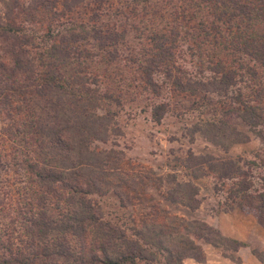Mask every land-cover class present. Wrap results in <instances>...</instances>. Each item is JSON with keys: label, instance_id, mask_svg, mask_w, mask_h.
I'll return each mask as SVG.
<instances>
[{"label": "trees", "instance_id": "trees-1", "mask_svg": "<svg viewBox=\"0 0 264 264\" xmlns=\"http://www.w3.org/2000/svg\"><path fill=\"white\" fill-rule=\"evenodd\" d=\"M87 1L64 7L72 11ZM201 4L214 21L201 22L189 52L213 43V52L235 56L230 65L223 58L210 60L212 75L206 78L175 62L181 41H190L189 30L197 28L189 19L183 33L177 12L176 23L148 33L135 28L146 40L138 43L140 55L135 46L129 48L126 24L107 22L102 12L78 31L62 26L65 13L56 8L57 0H32L27 6L26 0H0V264H184L188 258L204 264L207 246L237 260L231 253L246 244L202 220L206 198L193 172L202 165L222 166L218 180L228 189V201L212 206L213 212L238 209L264 224V151L250 160L230 156L234 145L248 140L238 131L239 122L264 143V114L252 106L255 100L232 92L238 73L227 70L239 64L255 72L243 65V56L264 67V0ZM97 57L108 64L122 58L131 75L137 68L140 80L134 72L130 85L139 95L158 98L171 86L181 93L230 98L233 106L217 118L182 129L184 138L202 133L215 153L173 150V173L156 175L131 172L122 153L101 148L115 132L112 107L121 106L122 95L104 91L90 77L89 62ZM254 92L256 101L264 99V87ZM169 112L167 102L155 106L153 121L160 124ZM107 201L129 210L130 222L123 218L120 226L108 220ZM146 203V211L136 210Z\"/></svg>", "mask_w": 264, "mask_h": 264}, {"label": "rangeland", "instance_id": "rangeland-1", "mask_svg": "<svg viewBox=\"0 0 264 264\" xmlns=\"http://www.w3.org/2000/svg\"><path fill=\"white\" fill-rule=\"evenodd\" d=\"M31 1L26 0V6ZM66 2H69L68 5L72 4V0H57L58 7H56L60 11L64 10L63 27H77L76 29L79 31L81 24L90 23L89 21L95 13L102 12L103 19L107 22L114 20L123 23V25L126 24L125 26L130 30L129 48L135 46L137 53L140 55L143 53V47L141 48L138 43L146 41L145 37L143 39L138 38L141 30L148 33L157 27H164L167 24L166 22L176 23L177 19H174L173 12H177L176 15H180L178 17L179 22L184 25L181 30L185 33L188 30V23L186 22L190 19V24L197 28L196 30H194L195 28L189 30L190 41H181V47L177 52L175 62L177 65L186 68L193 76L201 73L206 78L212 75L208 70V67L212 68L213 66L210 61L212 59L216 61L218 58H223L228 60V65H230V61L235 57L229 52H213L211 50V46H215L213 43L201 45L200 50L195 45L196 51L189 52L191 39H194L193 36L198 37L196 32L200 30L201 22L214 21L205 4L200 5L201 0H100V2L89 0L67 12L64 7ZM136 27L141 28V30L135 31ZM34 29L37 31V27ZM127 53L125 52L124 56ZM241 61L244 62L243 65L247 64L249 67L255 68V72H249L246 68L239 67V64L229 67L227 70H235L238 73L236 75V85L231 87L234 90L232 92L239 94V91H241L244 100H247V102H249L248 98L255 100L251 101L252 106L261 108L264 114V99L260 98L256 101L257 99L251 97L256 89L264 87V67L259 64L254 66V63L246 56H243ZM89 63L91 64L90 69H88L90 77L97 80V86H101L104 91L111 89L115 93L121 90V106L114 105L112 107L116 117L111 126H114L115 132L109 137L108 144H101L100 147L103 149L112 148L122 153L125 157L126 166L131 169V172L153 173L156 175L172 174L173 171H171L172 168L169 163L174 158L172 151L176 149L177 151L186 152L191 148L197 154H202L207 150H212L215 153L216 149L203 139L202 133L184 138L181 135L183 134L182 129L186 125L190 127L193 123L217 118L224 107L233 106V101L230 98L225 99V97L213 94L191 95L181 93L171 86H164L158 98L152 94L139 95L130 84L133 77H135L134 72L137 74V80H140L141 73L139 75L135 70L137 68H135L132 70L131 75L122 58L108 64L97 57ZM216 68L218 71L221 69L219 66ZM92 86L94 87V85ZM164 102L169 104L170 112L158 124L153 121L151 112L155 106ZM2 128L3 123L0 117V136ZM238 131L246 135L248 140L243 144L234 145L230 149L231 157H243L246 158L245 160H250L264 151V143L253 133L252 128L239 122ZM187 132L190 134L192 131ZM202 167L204 168L202 171L195 170L193 172L198 175L202 183L203 196L206 198L204 205L201 207L200 217L209 226L219 229L226 237L246 244L245 247L240 249L241 252L239 250L240 253H231L234 258H237L233 261L222 257V248L216 249L207 246L205 247L206 262L204 264H252L251 260H254L256 264H264V224L262 220L256 215H245L238 209L232 213L216 214L213 212L212 206L217 205L218 202H225L228 199L229 192L228 189H223L220 186L218 180L222 166L207 169L203 165ZM261 170L255 171L256 176ZM262 174L264 175V171ZM258 180L257 177L256 181ZM214 186L217 190L214 189ZM213 192H217V194ZM147 206V203L142 206L143 208L136 206V210L143 209L146 211L147 208L145 207ZM104 207L106 214L109 215L108 220L117 222L120 226H124V221L121 220L123 218L126 222H130L129 210L121 208L119 201H107ZM184 264L200 263L188 258L184 260Z\"/></svg>", "mask_w": 264, "mask_h": 264}, {"label": "crops", "instance_id": "crops-1", "mask_svg": "<svg viewBox=\"0 0 264 264\" xmlns=\"http://www.w3.org/2000/svg\"><path fill=\"white\" fill-rule=\"evenodd\" d=\"M240 252H241V250H240ZM240 252H238V253H240ZM221 256H222V255H221ZM222 257H223V256H222ZM223 258H224V257H223ZM250 260H251V259H250ZM244 262H245V261H244ZM251 262H252V264H256L254 260H251ZM251 262H250V263H251Z\"/></svg>", "mask_w": 264, "mask_h": 264}]
</instances>
